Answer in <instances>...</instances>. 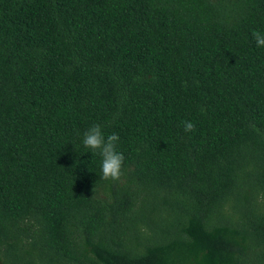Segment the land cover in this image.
<instances>
[{
    "label": "trees",
    "instance_id": "trees-1",
    "mask_svg": "<svg viewBox=\"0 0 264 264\" xmlns=\"http://www.w3.org/2000/svg\"><path fill=\"white\" fill-rule=\"evenodd\" d=\"M0 264H264V0H0Z\"/></svg>",
    "mask_w": 264,
    "mask_h": 264
},
{
    "label": "rangeland",
    "instance_id": "rangeland-1",
    "mask_svg": "<svg viewBox=\"0 0 264 264\" xmlns=\"http://www.w3.org/2000/svg\"><path fill=\"white\" fill-rule=\"evenodd\" d=\"M168 203L170 204V206H163L162 204H158L157 207L160 211L152 213L150 215L148 222L150 230L154 235L159 232L160 228H162L163 230H170V227L175 226L178 220H180L183 215L184 205L180 202L179 199L173 196L168 199Z\"/></svg>",
    "mask_w": 264,
    "mask_h": 264
}]
</instances>
